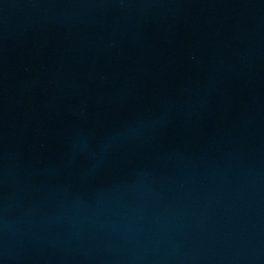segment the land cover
I'll return each mask as SVG.
<instances>
[{
    "label": "water",
    "instance_id": "95a60500",
    "mask_svg": "<svg viewBox=\"0 0 264 264\" xmlns=\"http://www.w3.org/2000/svg\"><path fill=\"white\" fill-rule=\"evenodd\" d=\"M241 264H264V226Z\"/></svg>",
    "mask_w": 264,
    "mask_h": 264
}]
</instances>
